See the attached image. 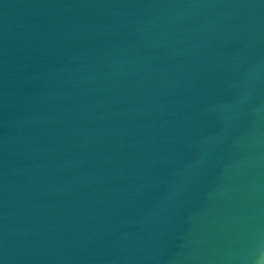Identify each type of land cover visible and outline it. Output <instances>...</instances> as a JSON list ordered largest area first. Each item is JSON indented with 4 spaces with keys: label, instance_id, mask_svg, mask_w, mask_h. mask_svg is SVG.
<instances>
[{
    "label": "water",
    "instance_id": "95a60500",
    "mask_svg": "<svg viewBox=\"0 0 264 264\" xmlns=\"http://www.w3.org/2000/svg\"><path fill=\"white\" fill-rule=\"evenodd\" d=\"M0 264H264V0H0Z\"/></svg>",
    "mask_w": 264,
    "mask_h": 264
}]
</instances>
